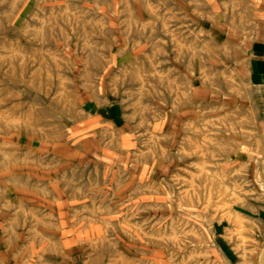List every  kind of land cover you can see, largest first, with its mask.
I'll use <instances>...</instances> for the list:
<instances>
[{
    "label": "rangeland",
    "instance_id": "obj_1",
    "mask_svg": "<svg viewBox=\"0 0 264 264\" xmlns=\"http://www.w3.org/2000/svg\"><path fill=\"white\" fill-rule=\"evenodd\" d=\"M0 264H264V0H0Z\"/></svg>",
    "mask_w": 264,
    "mask_h": 264
},
{
    "label": "bare ground",
    "instance_id": "obj_2",
    "mask_svg": "<svg viewBox=\"0 0 264 264\" xmlns=\"http://www.w3.org/2000/svg\"><path fill=\"white\" fill-rule=\"evenodd\" d=\"M173 121V120H172ZM174 122V121H173ZM64 152H65V150H64ZM71 152V151H70ZM66 153V152H65ZM69 153V152H68Z\"/></svg>",
    "mask_w": 264,
    "mask_h": 264
}]
</instances>
